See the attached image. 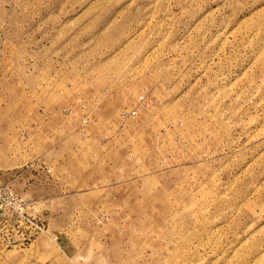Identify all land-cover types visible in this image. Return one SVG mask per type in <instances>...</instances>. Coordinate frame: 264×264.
<instances>
[{
    "label": "rangeland",
    "instance_id": "obj_1",
    "mask_svg": "<svg viewBox=\"0 0 264 264\" xmlns=\"http://www.w3.org/2000/svg\"><path fill=\"white\" fill-rule=\"evenodd\" d=\"M4 28L0 185L40 231L1 217L0 264H264V0H0Z\"/></svg>",
    "mask_w": 264,
    "mask_h": 264
},
{
    "label": "built area",
    "instance_id": "obj_2",
    "mask_svg": "<svg viewBox=\"0 0 264 264\" xmlns=\"http://www.w3.org/2000/svg\"><path fill=\"white\" fill-rule=\"evenodd\" d=\"M9 32L10 31L7 30V28L0 29V35L8 34ZM138 103L147 106V102L143 96H139ZM135 115H136L135 110L122 113L123 118L131 117ZM26 209H27L26 203L17 194H15L9 187L0 185V218L1 217H5L9 219L14 218L16 219L15 222L17 223V224H12L11 232L13 233V235L10 236L14 238H7L4 246L7 247L10 244H14L13 247H16V244L22 246L24 242H28L30 238L33 237L34 232H36L37 230L40 231L38 225L33 224L27 217ZM24 223H29V224H24ZM21 226H25L26 230L21 231ZM5 227L11 228V225L0 224V230H2ZM4 240L5 239L2 238V241ZM0 243L2 246L3 242Z\"/></svg>",
    "mask_w": 264,
    "mask_h": 264
}]
</instances>
